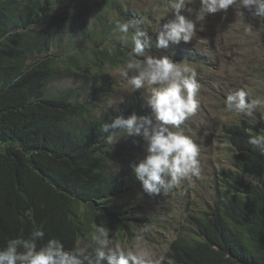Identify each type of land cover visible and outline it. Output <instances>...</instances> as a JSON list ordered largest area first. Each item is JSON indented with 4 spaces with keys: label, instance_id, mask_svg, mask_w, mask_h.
Listing matches in <instances>:
<instances>
[{
    "label": "trees",
    "instance_id": "1",
    "mask_svg": "<svg viewBox=\"0 0 264 264\" xmlns=\"http://www.w3.org/2000/svg\"><path fill=\"white\" fill-rule=\"evenodd\" d=\"M132 12L122 0H96L82 10L75 0H0V248L35 228L45 232L40 243L56 238L66 250L82 242L88 248L94 225L121 236L141 221L126 198L135 193L132 169L118 168L142 159L141 146L123 139L112 150L100 131L117 116L150 115L140 93L131 96L137 104L99 107L113 90L108 70L130 59V45L110 33L111 15L142 21L155 40L159 21ZM76 21L78 40L69 32ZM57 80L80 84L84 99L73 90L52 93ZM260 127L242 117L226 128L233 169L218 171L212 203L189 212L188 226L175 231L168 264H264V155L247 143L264 133Z\"/></svg>",
    "mask_w": 264,
    "mask_h": 264
},
{
    "label": "clouds",
    "instance_id": "2",
    "mask_svg": "<svg viewBox=\"0 0 264 264\" xmlns=\"http://www.w3.org/2000/svg\"><path fill=\"white\" fill-rule=\"evenodd\" d=\"M194 3L195 0H168L166 12L171 17L156 28L155 40L140 28V20H117L113 29L119 34L120 44L131 47L130 59L120 70V76L127 81L131 92L148 90L144 99L150 115L117 116L111 123L102 124L100 131L106 134L105 141L112 150L124 135L139 137L138 145L137 139L132 141L136 147L144 145L146 154L129 166L142 192L150 197L166 195L183 181L200 178L202 169L200 148L181 128L200 107L201 85L197 69L187 62H174L167 56L155 57L149 50L153 46L168 48L181 42L190 43L196 37L197 26L203 29L208 14H226L232 8L239 16H242V9L264 15V0H200L199 9L192 6ZM114 49V45L107 48L109 55ZM248 97L244 89L228 93L224 100L225 110L236 117L252 118L257 123L264 121V99ZM247 143L264 155V133L250 134ZM125 234L123 231L121 237ZM44 238L45 232L35 228L27 238L9 239L6 246L0 248V264H160L147 246L115 243L111 229L102 224L93 226L88 248L66 250L56 238L40 243Z\"/></svg>",
    "mask_w": 264,
    "mask_h": 264
},
{
    "label": "rangeland",
    "instance_id": "3",
    "mask_svg": "<svg viewBox=\"0 0 264 264\" xmlns=\"http://www.w3.org/2000/svg\"><path fill=\"white\" fill-rule=\"evenodd\" d=\"M95 1L75 0L80 10ZM164 1L122 0V3L136 16L150 14L153 23L158 20L155 31L171 17V14L168 15L166 12L167 5L161 6ZM192 6L199 9L200 0H195ZM61 7L63 10L70 8L68 4H62ZM241 11L242 16L236 15L232 8L226 14H208L203 29L197 26L196 37L190 43L181 42L179 45H170L168 48L153 46L149 50L150 55L158 58L167 56L174 62H186L185 59H187L193 68L201 69L197 75L201 85L198 95L200 107L194 116L186 120L188 125L181 126L200 148L199 160L202 169L200 178L183 181L179 187L173 188L166 195L161 194L156 197L143 193L140 182L136 180L135 193L129 192L126 198L136 203L137 209L134 216L141 221H132V231L127 233L125 238L112 235L115 243L124 246H147L153 258L159 260L160 264H168L166 255L170 244L176 239L175 231L180 230L184 225L188 226L186 219L189 212L197 213L206 209L208 203H212L213 180L218 171L221 168L233 169L228 152V140L223 133L226 128L237 123L242 117H236L225 110L224 100L227 94L244 89L249 93V99H264V15L258 16L254 10L249 9ZM113 19L117 21L115 14L111 15L109 22L112 23ZM114 26L115 23L111 25L110 33L119 41V34L113 31ZM249 28H251L250 31ZM69 32L74 40L80 38L82 34L78 29V21L75 22L73 31ZM149 34H154L150 28ZM188 46H191L190 50H187ZM58 52H60L58 49L54 50V53ZM191 55L196 58L190 59ZM124 67L108 70L113 90L102 96L104 102L99 107L106 105L107 108L115 110L124 104L125 106L131 103L137 104L138 101L131 98L135 93L142 94L138 98L143 99V96L146 99L148 94L146 89L131 92L127 81L120 76V70ZM80 87V84L69 80H57L52 84L51 90L52 93L57 94L66 90L81 93ZM80 96L81 99L85 97L83 93ZM98 104L99 102H96L97 114L101 111L97 107ZM148 112L150 114L149 108ZM250 122L257 127L263 124L260 128L264 132V121L257 123L250 118ZM138 138L124 135L120 140ZM144 147L141 145L143 157L146 154ZM133 161L135 160L121 162L118 168L129 169ZM79 247L87 248V244L82 242Z\"/></svg>",
    "mask_w": 264,
    "mask_h": 264
}]
</instances>
